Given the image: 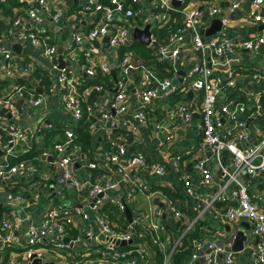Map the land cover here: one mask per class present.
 Segmentation results:
<instances>
[{"label": "crops", "instance_id": "crops-1", "mask_svg": "<svg viewBox=\"0 0 264 264\" xmlns=\"http://www.w3.org/2000/svg\"><path fill=\"white\" fill-rule=\"evenodd\" d=\"M21 1H26L27 3L11 5L10 0H0L1 19L10 25L16 17L26 18V10L30 3L29 0ZM87 1L65 0L62 3L59 0H49L52 11H54L55 4L64 6L63 16L59 20L51 19L49 12H43L44 21L40 25L48 33L47 42L57 46V54L58 48L60 46L64 47V64L62 67L69 64L70 60L67 57V49L74 42L72 36L75 31L86 37L90 28L97 23V17L94 14L87 15L78 20H70V15L75 10L85 6ZM96 1L99 2V0ZM109 1L112 3V0ZM234 1H238L240 6L234 12H231V5ZM123 2L125 6L132 8L136 12L140 10L136 16L129 19L117 14L116 19L118 24L130 25L131 27L130 43L114 54L108 50V42L105 43L103 41L105 36L93 41L85 39L81 43L77 59L69 65L81 74L80 78L83 80V84L80 86L79 91L84 107L87 108L93 103L95 98L92 101L90 100L94 92L91 91L92 84L88 82L92 79L85 72H82L81 69L93 67L94 64L97 66L101 62H108L111 70L108 75L109 78L107 77L108 80H105L106 84H104L106 87L108 86L107 93L113 95L116 92L113 91L116 89L115 82L119 76V61L125 54H130L136 68L132 69L131 79L128 82L127 116L131 115L134 111L144 109L147 121L137 132H131L126 128H116L108 124L102 126L97 112L94 111V114L93 112L89 114L86 110L85 117L89 121L92 118L91 124H94V129L91 128L90 124V129L94 136L91 143L92 149L90 152L83 153L80 150L78 135L76 133L78 149L68 148L73 160L72 172L81 179L88 178L96 182L108 179L114 180L118 176V167L116 165L107 164L98 169L90 170L87 167V163L93 160L97 153L106 152L111 144V140L118 135H122V141L128 146L130 153L140 152L146 156L148 161H160L165 167V173L163 175H156L149 173L147 170H130V177L128 179L130 183L117 188V190L102 198V204L104 205L112 197H118L123 192L125 195V190L131 187V183L138 182L140 188H138L136 197L130 200L126 206V209L129 208L131 210V218L127 216L126 209L120 214H118L116 208H113L110 213L102 208L96 212L92 209L95 197L86 191L84 193L79 192L71 185H62L60 182L61 171L52 163L48 164L43 160H36L35 156L38 157L43 149L52 151L56 143L65 141V131L69 128L76 130L81 120L75 119L72 110L66 106L62 93H50L48 88L54 83L59 70L52 67L44 53V48L19 42L22 45V50L18 54L12 48V44L18 41L10 37L7 40V29L0 43H3L2 46H9L11 48L16 74L14 78H10L4 73L1 66L3 59L0 57V91H6L7 85L11 82L19 84L20 81L27 80L31 84V87L24 84L26 90L36 97H42L43 101L40 105L22 102L24 108L19 109L22 103H19L18 100L16 105L18 111L16 110V114L13 113L11 117L8 116L10 122L28 130L33 136L14 145V158L19 157L21 160L26 159L37 162L38 172L23 176L11 174L6 179L0 180V222L6 217L12 218L15 222L14 234L20 240L18 247L4 243L0 245V264H32L36 258L41 259L42 264L50 262L54 264H73L74 258L82 259L83 264H104L106 260H113V255H119L123 251L130 250L124 247L133 244L137 245L144 238L143 232L139 235L140 239L136 236V231L132 226L134 220L146 224L154 233L163 236H157V238H162L163 240L166 238H170L171 240L182 239L186 246L192 245V248L197 241H210L219 245L224 244V249L215 256L213 264H224L225 253L230 250L234 251L232 249L233 239L229 242L231 245H228L229 238L236 230L244 228L248 239L244 243L243 250L234 251L236 258L233 264H264V261L252 263V259L254 258L252 251L256 250L259 243L264 240V236L256 232L254 224L248 219L231 220L227 216L229 210L235 209L238 206L237 200L232 196V190L236 185V181H229L227 178H224L217 158L210 150L201 149L203 131L201 129L199 107L204 98V93L192 86V80L189 75L194 65L201 63L203 60L206 61L207 65H210V78L212 79L217 77L226 78L229 72H235L236 88L224 90L220 95V101L223 102L228 96L232 95L236 101H242L247 105V111H251L256 104L255 99L258 97L257 94L254 96V93H252L255 91L257 93L258 85L254 83L251 74L256 69L264 70V48H261L256 54H248L239 45H236L232 50L226 51L223 56L217 57L211 51L197 50L193 41L188 37L185 42L180 44L181 51L176 58H165L161 54V49L169 42L170 38L168 42L160 40V43L157 44L156 31L159 28H164L163 26L172 18V13H170L167 20H164L163 11L158 6V0H123ZM250 3L251 0H184V2L172 3V5L175 9L183 5L182 9H179L178 12L182 23L184 22L185 13L194 8L199 9L206 20L203 30L204 37L205 30L211 26V22L215 17H220L221 15L229 16L230 22L225 27L227 38L238 44L252 35L264 34V25L256 24L248 16ZM212 6H217L221 10V14L208 16L207 11ZM173 11L176 12L175 10ZM149 22L152 25V36L156 38V43H152L159 49L158 52L152 47L142 44L138 39L132 38L135 28L142 29ZM222 29H224L223 25ZM220 31L212 36L218 35ZM209 38H206V40ZM135 41L152 50L144 52L128 48ZM126 47L128 49H125ZM86 53H89V55H86ZM163 62L166 65L164 66V70L161 71L163 69L161 65ZM112 69L116 70V80L112 75ZM178 72H181V78H179ZM146 73L151 74L152 77L154 76L151 85L157 84L158 80L167 78L170 75L172 84L177 86L178 89L169 95V97L159 98L150 105L145 106L140 99V93L148 85L144 81ZM31 77L43 90L42 94L37 92L31 81ZM45 77H48V80ZM45 80L48 82H44ZM87 80L88 82H86ZM248 92L251 93L248 94ZM95 95L98 97L101 108L111 110L110 103L105 104L104 100L101 101V96ZM182 105H186L193 110L190 122H186L179 112V107ZM244 115L246 118V114ZM263 118L247 119V126H249L251 132V142L259 139L258 132L264 125L262 122ZM46 123H50L51 126L47 127ZM158 124L163 126L161 130H157L156 126ZM224 127L225 129L228 128L227 121ZM128 132L129 134L126 137ZM4 151V145L0 142V159L4 156ZM208 152H211L210 156ZM14 158L10 159V163ZM203 158L208 159L207 165L212 175L209 182H202L203 174L196 168L197 162ZM232 161L233 156L229 152L224 151L223 163L230 165L229 167L232 169ZM183 175L190 178V186L194 191L193 195L187 192L185 182L181 179ZM238 178L248 185L249 192L252 194L258 209H263L264 172L259 176L253 177L243 171L239 174ZM163 188H166L168 192H164ZM36 192L40 194V199L35 203L33 195ZM9 193L20 197L16 200L13 207V215L10 214L9 211L11 209L7 204V195ZM216 196L215 202L211 203ZM57 204H63L64 206L80 205L85 211L89 212V220L77 218L74 225V229L76 228L75 230L77 231L76 234L88 229L100 232L101 226L96 222L98 214L106 215L108 218L113 217V219L124 214L122 216L129 221L124 227L125 229L118 230L120 229V223L116 220H114L113 225L118 228L116 230L119 232L132 231V240L134 238L137 240H131L125 246L117 245L118 248L115 251L108 252L105 246L91 243L88 240L81 243H73V235L66 233L65 235H61L62 238L67 237L70 239L68 242H64L66 244L65 247L58 250L53 247H35L34 254L36 258L32 260L27 258L25 243L29 239L31 228L33 226L40 228L43 218L49 209ZM144 207H147V211L143 210ZM172 222L180 224V227L175 231L178 233L176 235L166 232ZM155 225H159V229H155ZM8 247L18 251L6 253ZM172 247L173 244H169L168 251ZM114 257L118 258V256ZM122 261L127 262L128 259H122ZM196 262L202 264L199 260L191 261L189 264H196Z\"/></svg>", "mask_w": 264, "mask_h": 264}, {"label": "built area", "instance_id": "built-area-1", "mask_svg": "<svg viewBox=\"0 0 264 264\" xmlns=\"http://www.w3.org/2000/svg\"><path fill=\"white\" fill-rule=\"evenodd\" d=\"M5 1V0H2ZM65 0H59L64 3ZM136 1V0H135ZM173 0H158V6L163 11V19L167 20L172 10ZM184 2V0H177ZM29 7L26 10V18L17 17L14 19L7 30V40L12 38L20 43L30 44L33 46H41L44 48V53L48 58L53 68L58 69L59 73L50 86V93H62L63 100L66 106L72 110L76 120H81L84 117L85 111L89 114L97 112L99 121L102 126L106 124L113 127L126 128L129 131L137 132L142 125L147 121L145 110L134 111L131 115L127 116L128 112V97L129 85L131 79V72L136 65L130 54H125L119 61V76L115 82L116 92L113 95L107 93L104 79L110 74V65L108 62H101L97 66L83 68L92 80H99L101 82L92 84L91 91L98 93L101 96V101L104 100L105 104H111V108L115 110L112 114L110 109H103L100 107L98 97L94 99L93 103L87 108L84 107L83 99L80 94V86L83 80L80 78L81 74L78 73L69 64L77 59L78 51L81 49L83 40L88 39L93 41L103 36H109L108 50L117 53L122 47L126 46L131 41V27L130 25H121L117 23V14L123 15L126 18H132L140 12L134 11L132 8L125 6L123 0H112L116 4L115 8L104 6L96 0H88L87 4L70 15V20H78L87 15H96L97 23L90 28L86 37L82 36L79 32L73 34V43L67 49V57L70 60L69 64L61 68L58 67L57 60V46L49 44L48 33L45 28L41 27V22L44 21L43 12H49L50 18L59 20L63 16L64 6L55 4L54 11L50 6L49 0H29ZM250 10L248 16L256 23L264 25V0H251ZM240 3L234 1L231 5V12L239 8ZM221 14V10L217 6H212L207 11L208 16H217ZM224 29L216 36L209 39H204V27L206 20L201 11L197 8L185 13L184 22L176 28L171 35L169 42L162 47L161 54L165 58H176L180 51L183 42L189 37L193 41L194 46L199 51H211L217 57L223 56L226 51L232 50L236 45L245 50L248 54H256L261 48H264V34L252 35L235 44L227 38L225 27L230 22V17L220 16ZM1 19V8H0ZM74 25V23H73ZM152 42L156 43V38L152 36ZM89 55V53H86ZM0 57L3 59L1 64L4 73L10 77H15V61L13 59V52L9 46L0 47ZM138 66V65H137ZM190 78L192 86L204 93V98L200 104L199 112L201 114V129L203 131V141L201 143L202 150H210L217 158L219 166L222 171V176L229 181H236V185L232 190V196L237 200L238 206L227 212V216L231 220L248 219L254 224V228L259 235L264 236V208L259 210L252 194L249 192L248 185L238 178L239 174L245 171L249 176H259L264 172V125L259 130V139L251 142V132L247 126L248 118H262L264 117V70L256 69L252 72L251 77L254 83L258 85V97L255 99L256 104L251 111H247V105L242 101H236L234 96L230 95L223 102L220 101V95L224 90H233L236 88L235 72H229L226 78H210L211 70L206 61L197 63L191 69ZM151 74L146 73L144 81L146 82L145 88L140 93V99L145 106L150 105L153 101L159 98H167L174 93L178 88L173 85L171 78H164L158 80L155 85H151L153 80ZM251 92H248L250 94ZM22 100L23 103L31 105H40L43 101L42 97H36L34 94L29 93L24 85L11 82L8 84L6 91H0V110L7 109L11 115L16 114L17 101ZM22 105L19 109H23ZM179 112L186 122L192 119L193 110L186 105L179 107ZM5 112H0V142L4 145L5 153L0 159V180L6 179L11 174L27 175L36 174L38 172V165L31 160H20L14 164L10 163V159L14 157V145L32 138L31 133L18 125L10 122L8 115ZM246 114V118L241 116ZM228 122V128L225 129V123ZM50 127V123H46ZM94 129V124H91ZM157 130L163 128L162 125L156 126ZM65 141L56 143L52 151L43 149L40 155L35 156V159L43 160L48 164L52 163L58 170L61 171V184L71 185L79 192L86 191L93 197L103 194L102 198L111 194L117 188L129 184L128 181L130 170H147L151 174L163 175L165 167L160 161H148L146 156L140 152L130 153L128 146L122 141V135H118L113 140L106 152L97 153L93 160L87 163V167L98 169L107 164L116 165L118 176L114 180H105L102 182L91 181L88 178L81 179L72 172V159L69 154L68 148L78 149L76 144V132L74 129L69 128L65 131ZM227 151L233 156L232 169L230 165L223 163V152ZM53 157H55L53 159ZM51 158V160H50ZM206 158L197 162L196 168L202 174V182H209L211 179V172L207 165ZM119 170V171H118ZM187 192L190 195L194 194L190 186V178L183 175ZM140 188L138 182H132L131 187L125 190L118 197H112L107 202L118 210V213H123L126 209L127 203L136 197V193ZM19 196H14L13 193L7 195V204L10 207V214H14L13 207ZM98 199L93 205L94 211H99L103 207V201ZM217 196L213 198L211 203H214ZM40 199L39 193H34L33 201L36 203ZM77 218L90 219L89 212L85 211L80 205L73 207L64 206L62 204L54 205L49 209L43 218L40 228L33 226L30 230V236L25 246L27 247L26 257L29 259L36 258L34 248L39 243L50 242L54 245L56 250L63 248L66 244L62 241L61 235L66 234L67 224L71 226L76 224ZM96 222L101 226V231L96 232L92 229L83 230L72 240L73 243L85 242L105 246L108 252L115 251L118 247L117 241L129 242L133 238L132 231H114L112 224L108 221L107 217L98 214ZM15 222L12 218L6 217L0 222V241L4 244L18 247L20 244L19 237L14 234ZM159 229V225L154 226ZM173 244L171 250L168 251V245ZM182 239L171 240L166 238L159 242V245L166 251L163 264H172L173 253L177 247L183 246ZM231 245V243H228ZM224 244L219 245L210 241H197L193 246V250L185 262L189 264L191 261L199 260L202 264H213L215 256L224 249ZM254 258L252 263H259L264 261V240L259 243L256 250L252 251ZM114 256H118L114 257ZM155 256L153 251H150L148 246L140 242L134 248L123 251L119 255H113V260H106L104 264H153L152 257ZM111 257V256H110ZM235 252L230 250L225 253L224 264H233L235 261ZM122 259H128L123 262ZM13 264V263H12ZM73 264H83L82 259L74 258Z\"/></svg>", "mask_w": 264, "mask_h": 264}, {"label": "trees", "instance_id": "trees-1", "mask_svg": "<svg viewBox=\"0 0 264 264\" xmlns=\"http://www.w3.org/2000/svg\"><path fill=\"white\" fill-rule=\"evenodd\" d=\"M21 3L26 4L27 2L26 1L25 2L23 1L22 2L21 0H10V4L11 5H20ZM182 7H183V5H181L179 8H176L175 9L172 6V10L170 11V13H172V18H170L168 20L169 22H167L163 26L164 28H159L156 31L157 44L160 43V40L165 41V42H168V39L173 34L174 30L176 28H178L179 25L182 23V19L178 16L179 9H182ZM173 10H175L176 12H174ZM16 18H14V19H16ZM10 25H9L8 22L3 21L2 19H0V41L4 38V36L6 34V30L10 27ZM128 48L133 49V50H136V51L137 50H141V51H144V52H150L152 50V49H150V48H148V47L140 44L137 41H135L132 44H130ZM128 48L126 47L125 49H128ZM125 49H123V50H125ZM161 65L163 67V69H161V71H163L164 70V66L166 65V63L163 62ZM108 78H105L104 81L105 80H108ZM167 78H170V75L167 76ZM45 79L48 80V77H45ZM101 80H102V78H100L99 80H96V79L95 80H90V82H88V80H87L86 82H88L89 84H95V83L101 82ZM44 82H46V80ZM104 83L106 84V82H104ZM19 84H21V85L27 84L28 86L31 87V84L27 80L20 81ZM7 87H8V85H7ZM106 88L108 89V86ZM95 94H98V93H96V92L93 93V95L90 97V100L91 101L94 98L97 97ZM262 100L264 102V96L262 97ZM0 112H3V110H0ZM93 114H94V112H93ZM85 116H86V113L84 114V117L81 119V121L78 123V125H77L78 127L75 130L76 133H77V135H78V143L80 145V150L83 153H87V151L88 152L91 151V149H92L91 143H92V139L94 138V136L92 134V130L90 129V124L92 123V118H91V121H89V120H87V118ZM128 134H129V132L126 134V137H127ZM59 142H62V141H59ZM20 160L21 159L19 157H15L11 163L14 164V163H16V162H18ZM35 163L37 164V162H35ZM163 190H164V192H168V190L166 188H163ZM65 206H67V205H65ZM68 206L69 207H73V205H68ZM109 206H111V207H109ZM113 208H115V206H113V205H111L109 203H105L103 205V207H102L103 210L106 209L105 211H109V213L111 212V210H113ZM118 214H120V213H118ZM122 215H124V214H122ZM122 215L117 216V218H115V219H113V217L108 218V216L105 215L107 217L108 221L112 224V229L114 231H117L116 229H118L116 226L113 225L114 220H116V221H118L120 223L119 224L120 225V229H118V230L125 229L124 227L129 223V221L124 216H122ZM132 226L135 229L136 234H137L136 236L139 239H140V236H139L140 233H142V232L144 233V238L141 240V242L145 243L148 246V248L151 251L154 252L155 256L152 257V263L153 264H163L164 259H165L166 251L159 245V242L160 241H163V239L162 238H157V236H161V235H157L156 233H154V231L149 226H147L144 223H141L140 221H135L134 220L132 222ZM169 227L170 228L168 230H166V232H170L172 235L178 234V233L175 232L176 229L178 227H180V224L178 222L177 223L176 222H172V224H170ZM75 229H74V226L73 225L71 226V224H67L66 231L65 232L68 233V234H72L73 235V238H74L77 235H79V233L76 234L77 231ZM161 237H163V236H161ZM135 245L136 244L129 245V246H126L124 248L131 249V248H134ZM40 246H44V247H47V248H51V247L54 248V245L52 243H50V242L39 243V244H37L36 247H40ZM192 250H193L192 245L191 246H186L184 244L183 246L178 247L174 251V253H173V257H172L173 263L172 264H185V262L188 260V258L190 256ZM17 251L18 250H16V249H13L11 247H8L6 253L17 252Z\"/></svg>", "mask_w": 264, "mask_h": 264}, {"label": "water", "instance_id": "water-1", "mask_svg": "<svg viewBox=\"0 0 264 264\" xmlns=\"http://www.w3.org/2000/svg\"><path fill=\"white\" fill-rule=\"evenodd\" d=\"M99 2L105 6H108L110 8H115L116 7V4L114 3H111L109 0H99ZM178 1L177 0H173L172 3L175 4L177 3ZM222 29V21H221V18L218 16V17H215L212 22H211V26H209L206 30H205V37L206 38H209L211 37L212 35H215L218 31H220ZM152 25H151V22H149L144 28L140 29V28H135L134 29V32H133V35H132V38L133 39H138L139 42H141L142 44L146 45V46H150L152 47L156 52L159 51V49L155 46V44L152 43ZM204 37V39H206ZM103 41L106 43V42H109V36L106 35L104 38H103ZM3 43H0V46H2ZM106 47V45H105ZM12 48L18 53L20 54L21 53V50H22V45L19 43V42H16L14 44H12ZM64 47L63 46H60L58 48V54H57V59H58V66L59 67H62V65L64 64ZM210 66V65H209ZM180 73L181 72H178V76L179 78L180 77ZM112 75L114 77V79L116 80V70L115 69H112ZM31 81L33 83V85L35 86L36 90L38 93L42 94L43 93V90L40 88V86L37 84V82L31 77ZM255 86V84H253ZM114 92L116 91L113 90ZM19 103H22V100H19ZM112 110V114L114 115L115 114V110L113 108H111ZM4 112H6L8 114L9 117H11L12 115L10 113H8L7 109H3ZM242 118H245V115L243 114L241 116ZM262 122L264 123V118L262 119ZM2 153V152H1ZM4 153V152H3ZM211 152H208V155L210 156ZM51 160V158H50ZM103 197V194H99L95 197L94 199V202L93 204L98 200V199H101ZM126 214L129 218H131V210L129 208L126 209ZM251 222V221H250ZM233 239V243H232V249L234 251H241L243 250L244 248V243L247 241L248 239V236L245 232V229L242 228V229H238L236 230V232H234L232 234V236L229 238L228 240V243L231 242V240ZM70 239L65 237V238H62V241L63 242H68ZM137 239L134 238L132 241H136ZM131 241L129 242H126V241H117L116 244L117 245H121V246H125L127 245L128 243H130ZM0 245H2V242H0ZM32 264H42V260L39 259V258H36L35 260H33ZM46 264H54L53 262H50V263H46ZM196 264H198V262H196Z\"/></svg>", "mask_w": 264, "mask_h": 264}, {"label": "rangeland", "instance_id": "rangeland-1", "mask_svg": "<svg viewBox=\"0 0 264 264\" xmlns=\"http://www.w3.org/2000/svg\"><path fill=\"white\" fill-rule=\"evenodd\" d=\"M144 211H147V207H144V209H143Z\"/></svg>", "mask_w": 264, "mask_h": 264}]
</instances>
